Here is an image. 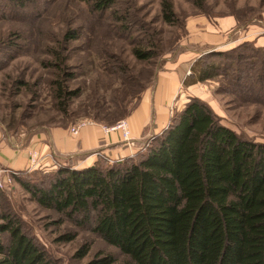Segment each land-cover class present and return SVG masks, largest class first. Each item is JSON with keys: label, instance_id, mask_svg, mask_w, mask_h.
<instances>
[{"label": "trees", "instance_id": "1", "mask_svg": "<svg viewBox=\"0 0 264 264\" xmlns=\"http://www.w3.org/2000/svg\"><path fill=\"white\" fill-rule=\"evenodd\" d=\"M33 1L5 0L2 6L22 8ZM79 1L111 36L132 40L131 54L138 61L164 54L162 30L139 16L135 0ZM160 16L164 24L185 25L172 0H161ZM79 34L80 29H71L58 41L69 46ZM255 46L203 54L184 85L222 78L224 93L264 106V48ZM96 52L104 65L118 68L124 87L137 83L125 60ZM45 53L54 58L55 71L68 74L61 51L49 48ZM77 92L57 84L56 97L66 99L63 112ZM57 168L48 182H25L17 175L15 181L41 207L89 228L119 249L128 257L125 264H264V142L224 125L199 97H191L169 126L134 157L107 166ZM0 208V264H53L25 232L12 207ZM75 238L69 232L61 240ZM89 249L85 243L77 255L83 257ZM112 262L107 256L94 264Z\"/></svg>", "mask_w": 264, "mask_h": 264}, {"label": "rangeland", "instance_id": "2", "mask_svg": "<svg viewBox=\"0 0 264 264\" xmlns=\"http://www.w3.org/2000/svg\"><path fill=\"white\" fill-rule=\"evenodd\" d=\"M172 1L182 23L200 16L218 18L226 15L234 17L240 26L262 25L264 22V0H201L197 2L200 4L193 0ZM4 2L0 0V132L5 139L12 137L27 141L35 134L59 127L71 132L74 126L82 122H86V125L100 124L107 133L106 128L125 121L129 125L128 134L122 128L107 134L120 132L122 142L131 147L140 146L139 142L146 139L145 145H141L143 150L154 137H148V141L147 136L136 140L128 118L141 104L158 75L176 71L186 96L177 92L170 101L166 114L167 127L172 117L184 108V97L188 100L190 95L198 94L214 109L224 125L243 137L264 142V106L244 103L231 92L224 93L220 89L224 84L222 78L184 85L185 78L192 72L200 56H189L183 62L180 59L175 61L185 50L183 48L186 46L179 41L187 30L185 25L181 28L179 23L167 25L161 21V0H135L139 16L146 22L154 21L153 25L163 33L164 54L142 62L131 54L132 40L111 36V32L93 21L87 5L79 0H34L22 8L9 3L2 6ZM71 29H80V37L71 40L69 46L59 42ZM240 36L235 35L237 44L229 50L237 48L242 51L246 44L256 45L251 36ZM192 46L196 50L208 49L200 44L193 43ZM49 48L59 50L67 57L68 74L55 71L51 62L54 58L45 53ZM96 50L125 60L129 70L137 77V83L124 87L118 68L110 69L104 65L98 59ZM111 63H115L114 60ZM70 73L72 77H69ZM56 83H65L70 90L79 91L78 96L66 103L67 112L61 108L66 99L56 97ZM125 114H128L125 118L112 123L115 117ZM92 155L95 158L92 165L98 163L107 166L121 161L106 157L101 151H95ZM54 161L58 167L63 165L53 159L52 162L48 161V166L55 167L52 164ZM64 166L77 168L72 163ZM57 169L36 166L19 170L17 177L25 182L43 183L48 182L49 175ZM1 191L4 196L0 198V207L3 204L12 207L13 213L22 220L25 232L46 251L53 264H94L107 256L112 257L111 264H125L128 261V257L119 249L106 243L89 228L79 227L56 211L41 207L15 179ZM69 232L75 233L76 238L62 241V235ZM85 243L90 245L89 252L80 257L77 253Z\"/></svg>", "mask_w": 264, "mask_h": 264}, {"label": "crops", "instance_id": "3", "mask_svg": "<svg viewBox=\"0 0 264 264\" xmlns=\"http://www.w3.org/2000/svg\"><path fill=\"white\" fill-rule=\"evenodd\" d=\"M239 24L234 17L227 15L218 18L200 16L190 19L187 23L185 22L187 34L179 41L181 45L186 46L183 48L185 50L180 52L177 60H174L178 62L180 59L183 62L189 56L192 58V56H201L211 51H228L237 44L235 42L237 34L251 36V40L258 47L264 48V22L262 25L240 26ZM193 43L208 49H192ZM181 86L182 81L176 71L163 72L157 76L152 88H149L143 96L141 104L128 118L136 140L147 136L148 141V137H154L167 128L166 114L170 101L177 92H182L181 94L186 96ZM194 96L203 98L198 94ZM189 97L188 100L184 97L185 104L189 101ZM0 138V162L4 168L14 170L29 168L30 152L34 149L38 151L42 161L52 162L55 159L63 165L72 163L73 166L84 168L91 166L95 161L92 155L95 151H101L103 155L106 154V157L122 160L138 154L146 141L145 139L144 142H139L140 146L131 147L122 142L120 132L107 134L100 124L86 125L80 129L78 135L72 134L69 129L59 127L35 134L27 141L12 137L5 139L1 132Z\"/></svg>", "mask_w": 264, "mask_h": 264}, {"label": "built area", "instance_id": "4", "mask_svg": "<svg viewBox=\"0 0 264 264\" xmlns=\"http://www.w3.org/2000/svg\"><path fill=\"white\" fill-rule=\"evenodd\" d=\"M88 124V123H87ZM86 125V122H82L79 123L78 125L74 126L71 129V133L74 135H78L80 132V129L82 127H84ZM122 128L125 131V134L129 133V125L128 123L126 124L125 121H121L117 124V126L114 127H109L106 128V132H110L112 130H118ZM50 157V155L48 156ZM48 162H46L45 160H41V157H39L38 151L37 150H32L30 152V166L29 168L33 169L36 166L37 167H53V166H48ZM55 167L57 168L58 166L56 165L55 161L54 163H52ZM19 170H14V169H9V168H4V166L1 164L0 162V189H4L6 187H8L9 184H11L12 182H14L15 176L18 174Z\"/></svg>", "mask_w": 264, "mask_h": 264}]
</instances>
